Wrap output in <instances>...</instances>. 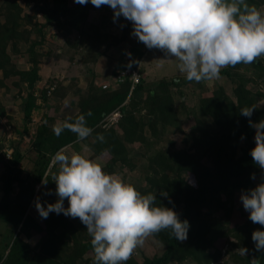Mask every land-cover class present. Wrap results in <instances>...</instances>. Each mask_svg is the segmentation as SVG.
I'll use <instances>...</instances> for the list:
<instances>
[{
  "label": "rangeland",
  "instance_id": "1",
  "mask_svg": "<svg viewBox=\"0 0 264 264\" xmlns=\"http://www.w3.org/2000/svg\"><path fill=\"white\" fill-rule=\"evenodd\" d=\"M51 2L0 0V38L4 39L3 46L10 56V65L14 66L6 75L3 67L0 68V157L3 160L0 162V174L10 159L8 153L13 157L15 152L20 151L24 157L20 162L21 180L15 183L13 195L15 197L19 192L27 191L31 197L20 235L30 244L35 254L64 262L73 255L75 242H88L91 237L79 218L54 212L44 219L39 216L35 208L37 198L43 206L54 203L57 199L54 194L55 183L52 181L57 166L49 168L51 157L55 153L51 154V151L47 150L45 155L50 159L45 169L48 174H44L47 183L35 180L44 161V155L34 145L38 133L52 131L55 122L63 121L69 116L75 118L85 114L87 126L91 121L98 119L91 135L83 141H74L67 145L68 151L80 152L83 146L87 145L89 151L86 154L98 158L105 172L118 174L133 183L142 194V191L149 187L150 179L160 175L157 160L162 155H171L186 148L193 150L192 140L188 135L198 128L199 120L207 122L211 130L217 128L213 120L204 116L199 108L202 96L222 87L227 97L234 99V88L238 80H241L250 90L255 104L264 107V56L257 57L250 64L230 68L228 73H220L219 79L188 81L179 72L177 59L165 57L162 50L147 48L130 34L131 22L123 16L114 21L113 12L108 10L106 5L99 8L92 5L93 9L86 17L80 18L76 25V15L71 13L55 20L46 29L47 40L37 46L41 62V80L37 83V106L32 112V121L26 132L23 108L28 94L27 84L20 80L18 75L13 74V71L30 68L27 48L36 38V22L42 23L46 19V13L42 12L40 7L45 4L50 6ZM247 2L264 12V0ZM78 6L85 7L81 4ZM58 22L61 23L59 29L55 27ZM7 26H11L13 31L5 36L2 30ZM1 47L0 44V49ZM137 61L141 62L143 82L138 92L133 94L134 97L130 99L129 95L124 103L128 105L126 113H133L140 122L141 127L135 132L138 134L125 132V128L120 126L123 113L120 120L112 125L122 137L112 139L115 140L112 147H103L102 151L97 153L93 147L95 138L92 134L95 129L103 127V120L111 112L106 111L107 105L103 99L110 92L122 89L123 82L115 80L116 74L125 65ZM162 81H170L168 89L159 88ZM106 82L109 87L102 89ZM156 88L160 90L161 104L152 101L155 97L152 96L151 90ZM157 107L161 109L159 115L166 112L167 121H152V113ZM88 113L90 115H87ZM1 183L0 180V195ZM49 192L52 194H47ZM240 204L242 202L237 195L233 203H228L229 207L234 208L233 212L223 215L220 209L215 213L218 217H224L222 225L216 226L218 231H214L218 243L222 242L224 245L223 264H249L255 254L254 242L251 240L254 230L245 225L248 214L240 209ZM64 206H68L67 199ZM52 221H58V225L50 230L48 224ZM67 221L72 226L65 227ZM50 234L55 237L50 238ZM12 239V234H7L5 222L0 220L1 256L8 251ZM240 247L248 249L245 256L239 254ZM166 248L164 241L150 234L123 264H142L147 259L162 256ZM72 264L84 263L77 260ZM89 264H94V259ZM166 264H203V260L180 254L168 260Z\"/></svg>",
  "mask_w": 264,
  "mask_h": 264
},
{
  "label": "clouds",
  "instance_id": "2",
  "mask_svg": "<svg viewBox=\"0 0 264 264\" xmlns=\"http://www.w3.org/2000/svg\"><path fill=\"white\" fill-rule=\"evenodd\" d=\"M74 2L81 5L90 2L97 8L109 6L114 21L123 16L131 22L130 34L138 41L149 49L162 50L167 58L177 59L179 72L188 81L219 79L222 68L247 65L264 56V12L247 0ZM254 109V106L241 108L240 114L250 118ZM249 126L255 129V146L249 154L261 170V180L255 187L243 190L240 200L249 213L248 219L264 226V118L258 122L249 119ZM65 129L76 135L77 142L93 132L87 126L85 114L69 116L52 125L56 136ZM96 139L103 142L104 137L97 134ZM88 151L87 145L80 152L68 151L64 146L51 157L49 168L57 166L52 176L57 199L46 206L36 199L35 208L42 219L53 212L79 218L91 237L94 264H123L145 237L161 230H169L177 241L187 239L189 221L181 220L174 206L157 204L156 195L141 194L133 183L116 173L105 172L98 158L86 154ZM252 178L255 179L254 174ZM42 182L46 184L47 180ZM251 240L257 251L264 252V230H254ZM238 252L245 256L248 249L240 247ZM251 264H257L256 259Z\"/></svg>",
  "mask_w": 264,
  "mask_h": 264
},
{
  "label": "trees",
  "instance_id": "3",
  "mask_svg": "<svg viewBox=\"0 0 264 264\" xmlns=\"http://www.w3.org/2000/svg\"><path fill=\"white\" fill-rule=\"evenodd\" d=\"M51 1L52 5L45 4L40 7L42 12L45 11L46 19L42 23L36 22V38L27 48L30 56V68L14 69L13 71V74L18 75L20 80L25 81L27 84L28 94L23 108L24 131L26 132L32 121V112L37 106V83L41 80V62L38 58L37 46L44 44L47 40L46 29L55 20H59L69 13L76 15L74 20V25H76L80 22V18L86 17V14L93 9L91 3H85L83 4L85 7H79V3H73V0ZM60 26L61 23L59 24V22L55 25L58 29ZM10 31H13V28L7 26L5 30H2V34L7 36ZM0 39L2 45L0 49V68L3 67L6 75L12 71L14 66L10 65V56L3 46L4 39ZM241 64L224 67L220 73H228L230 68ZM142 82L143 79L133 90L130 99L132 96L134 97V93L138 92ZM169 86L170 81H162L159 84L161 89H168ZM130 88V80L126 79L123 81L121 90L110 92L103 100L107 105L106 111L108 112L122 106L125 112L120 126L125 128V132L132 131L133 134H136L135 132H138L141 127L140 122L133 113H126L128 105H124L125 99L129 96ZM102 89L107 88L102 87ZM151 94L155 97L152 101L161 104L160 90L158 88L153 89ZM234 95V99L227 97L222 87H219L202 96L199 108L204 116L213 120L217 128L211 130L207 122L199 120L197 122L198 128L192 130L188 135L192 140V151L190 148H186L171 155H162L157 160L160 175L150 179L149 187L145 188L142 194L152 193L156 195L157 204H164L167 207L174 206V210L179 213L180 219L189 221L190 228L187 239L183 241H177L169 234V230L154 233L166 243V251L162 256L147 259L142 264H166L168 260L180 254L201 258L203 264H223L224 260L223 262H220V260L223 257L224 245L222 242L218 243L219 240L216 239L214 231H218L216 226L222 225L224 217H218L215 213L220 209L223 211V215L224 213L228 215L233 212L234 208L229 207L228 203H233L236 196L239 195L240 197L243 190L255 187L261 180V170L253 163L249 154L250 149L255 146L253 139L255 129L249 126V119L258 122L261 118H264V107H258L255 104L250 90L245 87L241 80H238L234 88ZM253 106L255 109L250 118L240 114L241 108ZM160 110V107L154 110L152 121L157 120L156 123H158L168 120L167 114L165 115L166 112L159 115ZM97 121L98 119L91 121L88 126L95 127ZM104 122L105 119L102 123L103 127L95 129L94 134H92L95 138L93 147L97 153H100L103 147H112V143L115 142L112 139L122 137L112 125L105 127ZM97 134L103 135V142L96 139ZM241 136L244 138L241 139ZM74 141H76V135L67 129L63 130L59 136L54 135L53 131H40L38 133L34 145L44 155V161L41 163L42 167L35 177L37 182H42L44 179L45 169L50 160L45 155L47 150L54 154L61 147ZM9 157L8 163L4 165L5 167L0 174L2 182L0 220L5 222L7 234H12L13 239L10 244L8 243V251L4 255H0V264H72L77 260L89 264L94 259L90 241L81 243L76 237L78 243L75 242L73 255L66 261L61 262L57 259L46 258L42 254H35L30 244L20 235L27 218L26 212L31 197L27 191H21L14 197V186L15 183L21 180L20 162L24 157L20 151L15 152L13 157ZM206 160L209 161L206 162ZM2 161L0 157V162ZM253 174L256 177L255 179L252 178ZM239 207L244 210L242 204ZM244 213L249 215L245 210ZM247 220L245 225L251 227V230H264V226L258 223L254 224L248 217ZM57 223L58 221L49 223V229L53 230L58 225ZM64 226L68 228L72 224L67 221ZM18 228H20L19 232ZM51 235L54 234H50V238L55 237ZM87 253L90 255H86ZM252 259H256L257 264H264V252L255 249ZM249 264H251V260Z\"/></svg>",
  "mask_w": 264,
  "mask_h": 264
},
{
  "label": "built area",
  "instance_id": "4",
  "mask_svg": "<svg viewBox=\"0 0 264 264\" xmlns=\"http://www.w3.org/2000/svg\"><path fill=\"white\" fill-rule=\"evenodd\" d=\"M126 79L130 80L131 88L129 95H132L133 90L142 80L140 61H137V63H134L130 66L125 65V67L115 76V80L118 82H123ZM102 86L103 88H108L109 83H104ZM123 113L124 111L122 109V106L117 107L107 115V117L105 118L104 125L111 126L115 124L121 118ZM8 156H10L9 153ZM220 262H223V260H220Z\"/></svg>",
  "mask_w": 264,
  "mask_h": 264
},
{
  "label": "crops",
  "instance_id": "5",
  "mask_svg": "<svg viewBox=\"0 0 264 264\" xmlns=\"http://www.w3.org/2000/svg\"><path fill=\"white\" fill-rule=\"evenodd\" d=\"M108 10L110 9V11H112L113 12V10L109 7V6H105ZM135 63H137V62H135ZM130 65H133V64H130ZM142 79H143V77H142ZM106 83H108V82H106Z\"/></svg>",
  "mask_w": 264,
  "mask_h": 264
}]
</instances>
